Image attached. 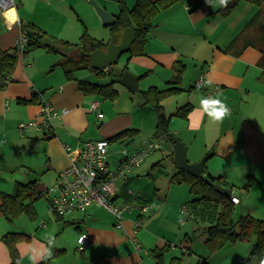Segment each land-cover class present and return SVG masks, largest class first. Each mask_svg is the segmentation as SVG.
<instances>
[{
  "label": "crops",
  "instance_id": "0c3cea01",
  "mask_svg": "<svg viewBox=\"0 0 264 264\" xmlns=\"http://www.w3.org/2000/svg\"><path fill=\"white\" fill-rule=\"evenodd\" d=\"M15 1V8L0 15V48L3 50L16 47L22 34L21 25H33L46 32L45 26L56 16L55 2L72 4L70 0ZM134 1L137 2L131 0L132 3ZM191 1L180 0L153 18V26L147 33L141 55H129L120 68L138 77V89L133 92L118 81L114 85L118 91L114 100L99 92H83L79 80L88 79L77 76V73L76 79H68L64 69L53 76L56 68L52 58L38 62L19 54L11 80L0 90V180H8L6 184L0 182V193L11 194L16 185L34 181L38 188L45 187L47 190L38 171L44 168L42 172L47 173L55 183L59 173L79 156L84 144L90 140L110 139L132 129L133 136L120 139L129 152L141 149L144 140H169L167 136L155 137L158 114L151 104L145 102L143 92L151 87L166 88L175 76L178 62H182L185 65L181 84L184 91L162 101L170 134L184 143L189 162L196 163L206 157L203 176L222 177L232 190L241 186L245 197L244 200L239 197L240 202L234 204L235 209L240 208L242 215L251 214L264 219L263 55L256 47L243 48L246 40L254 34L253 30L247 32L245 26L259 7L247 1L240 4V0L228 15H223L219 0H212L194 10ZM108 11L115 17L118 15L116 11ZM60 40L67 43L65 52L59 50L63 55L60 63L68 57L77 58L84 53L80 49L81 42L75 45ZM50 66L53 67L49 69ZM204 70L207 71V87L201 88L197 83ZM208 92H212L213 99L221 101L230 110L220 120L210 118L201 106V101L208 99ZM44 100L49 101L59 113L53 120V136L47 138L43 131L35 127L21 134V139L16 136V139L26 143L27 148L22 152L42 157L44 165L34 172L25 167L26 163H16L10 167L13 174L2 179L9 172L7 159L15 140L11 136L19 130L17 122L39 119ZM95 101H99V108L93 111L91 105ZM187 105L193 106L188 116H178V110ZM63 109L68 112L62 114ZM99 112L103 113V118L98 117ZM15 116L18 118L12 122ZM150 132L154 136L146 137ZM139 136L141 143L137 145ZM175 140H169L173 148ZM114 142L109 147L111 157L120 150L112 146ZM132 144L134 147H131ZM67 146L70 148L67 149ZM155 154L159 155L149 162L155 161L151 167L145 166L141 171L153 172L159 162L156 163V160L164 157L160 152L151 155ZM171 154L170 150L166 156ZM122 158L121 155L115 161V168ZM108 161L111 167L110 157ZM141 167L135 168L126 179L116 181L114 201L118 205L136 203L153 207L152 211L143 214L142 226L137 232L142 251L138 252L131 242L135 221L139 217L137 209L124 213L122 226L119 227L117 218L103 207L93 205L86 213L75 212L56 218L50 209V202V212H47L38 200L34 204V219L23 214L30 219L34 229H20V220L15 224L23 215L9 222L0 210V264H13L9 247L3 241V236L8 233H25L28 236V239L17 243L20 258L16 264H40L46 259H51V264H157L155 254L160 252V264H249L254 241L248 244L247 241L229 242L221 248H213L205 241V229L216 222L222 210L221 204L195 203L191 207L203 205L214 209V212L210 218H204L200 226L197 217L192 214L195 209L190 208L193 216L188 221L194 224L193 227H188L186 223L181 225L180 208L189 202L182 195L171 202L173 186L163 193L161 187L156 188L155 195L146 190L131 189L133 175L141 176ZM173 169L172 179L175 180V174L180 171L175 169V162ZM151 172L148 174L151 175ZM46 219L49 220L47 223ZM190 231L201 232L202 248L193 245ZM82 233L89 235L90 243L84 251H79L78 238Z\"/></svg>",
  "mask_w": 264,
  "mask_h": 264
},
{
  "label": "trees",
  "instance_id": "16d2710c",
  "mask_svg": "<svg viewBox=\"0 0 264 264\" xmlns=\"http://www.w3.org/2000/svg\"><path fill=\"white\" fill-rule=\"evenodd\" d=\"M180 0H137L132 8H128L124 0H119L121 3V11L116 15L117 22L111 26L112 31L118 33L119 39L127 27H132L136 32V40L131 48L129 55H141L142 47L147 41V33L152 28L153 18L161 11L166 10L173 6ZM212 0H193L190 5H194L193 9L201 5H205ZM253 3L259 7L254 17L246 24L245 30L250 32L254 31L253 36L248 38L243 45V48L253 46L259 49L263 55L262 65L264 67V0H245ZM235 7L228 0L226 7L221 6L220 12L223 15H228ZM191 10V11H192ZM24 30L28 37L27 46L44 47L49 51L55 49L42 39L44 37L41 30L33 25H25ZM40 32H39V31ZM82 47L80 48L84 53L76 57H68L61 63L65 75L68 79H76L75 73L79 70H88L95 73L99 77L111 76V81L107 83L91 82L89 80L80 79V88L85 93L99 92L106 98L114 100L117 96V89L114 85L118 82L125 72L124 69L114 70L111 66L107 70H95L91 67V53L96 49H106L107 45L101 40L94 39L85 33L82 36ZM26 46V48H27ZM29 50H25L24 54ZM19 53L17 48L3 50L0 48V90L3 89L8 81L11 80V75L18 60ZM185 65L178 62L175 67V76L168 82L166 88L151 87L143 92V97L146 103L151 104L158 114V124L155 132V137L160 138L167 136L171 142L175 138L169 132V121L165 118L164 107L162 101L173 96L180 94L184 91L181 87L183 81V74ZM193 109L192 105H187L178 110L177 115L180 117H187L189 112ZM132 129L124 130L115 136L108 139L110 142L117 141L125 138L127 135L133 136ZM175 180L179 183L186 181L190 184V192L195 196L190 201V208L195 209L192 214L197 217V210L195 203H216L222 205V210L218 215L216 222L205 229L206 243L213 248H221L226 243H237L241 241L252 242V250L250 252L249 264H264V219H260L251 214L241 215L238 220L234 219V203L232 196L226 197L216 190L213 184L218 183L224 187L232 188L227 184L222 177L213 175L206 176H192L185 171H178L175 174ZM2 204L0 210L9 222H13L21 215L26 214L32 219L35 218L34 204L38 201L43 194L38 192L37 182H30L28 184H18L11 194L0 193ZM23 239H28L25 233H8L3 236V241L9 247L11 259L13 264L19 261V252L17 250V243ZM157 264L162 262V253L155 254ZM51 259H46L40 264H51ZM206 264V262L204 263Z\"/></svg>",
  "mask_w": 264,
  "mask_h": 264
},
{
  "label": "rangeland",
  "instance_id": "374dc122",
  "mask_svg": "<svg viewBox=\"0 0 264 264\" xmlns=\"http://www.w3.org/2000/svg\"><path fill=\"white\" fill-rule=\"evenodd\" d=\"M70 1L72 2V4L70 5H68V2L62 3V4L55 2L54 8L56 9L57 17L55 16L53 20H49V22L44 28V31L46 32L43 33L44 37L42 39L45 41V43H48L50 46H52L56 51H49V49L44 48V47L40 48V47L32 46L31 48H29L27 46L26 48V50H29V52L26 53V55L29 56L30 59L34 58L38 62H43L44 59H48V58L54 59V66L56 68V71H54L55 73L53 74V76H56L57 74L63 71V67L61 65L63 61H61L60 63V59L63 58V55L60 51L63 50V52H65L64 50L67 49V43H63L60 39H63L64 41H69L70 43L78 45L80 42L82 43L81 37L85 33H88L90 37L97 39V40H104L108 44L114 33L112 31L111 26H104L102 24V21L99 15L97 14L94 6L91 3V0H70ZM94 1H96L101 6L102 5L105 6L107 10L116 11L115 14H119L121 11V3L119 2V0H94ZM244 2L245 0H242L240 4H243ZM131 3H132L131 0H127V2L125 1V4L128 8H132L135 5L134 3L136 2L134 1L132 4ZM46 17L47 15L45 16V18ZM71 18H72V21H71ZM47 19L48 17L45 20ZM128 57H129V53L123 54L122 57L120 58V61L117 64L113 65L112 68L114 70H120V68L124 65ZM51 67L53 66H50L49 69H51ZM76 73H77V76L86 77L91 82L111 81V76L98 77L94 73H91L90 71H86V70H79ZM17 118L18 116H15L12 122H15ZM28 122L29 121H19L17 122L16 126L20 123H28ZM173 127L174 126L171 125V129H174ZM21 134L23 133L18 130L17 134H14L11 136L12 139H15V140L12 146L10 147V157L7 159L8 171L10 173L9 172L6 173L5 176L1 177L2 179L7 177L8 174H13L10 167H13L14 165H16V163H26L24 164L25 167H29L30 170L34 172L36 171L35 169H40L44 165V160L42 157L37 156L33 153L22 152L27 147H26V143L18 140V139L23 138ZM148 135L149 136H146V137L152 138L154 136L152 132H150V134ZM16 136L18 137V139H16ZM27 136L28 135L24 137L26 138ZM160 141L163 145V150L166 151V154H168L171 150L172 152L171 156L167 155L161 158L160 160L159 159L156 160V163L158 161L159 162L156 168L153 170V172H151V170L149 172L141 171V169L144 168L145 166H148L150 168L151 165L155 161L152 163H149V162L157 158L154 156L159 155V154L150 155L141 164L142 165V167L140 168V173H142L141 176H139L138 174L133 175L134 177L130 185L131 189L137 190V191L146 190L147 193H150L151 195H155L154 191L156 188L161 187V191L163 193V191L166 190L169 186H173V191L171 194L170 201L173 202L176 199V197H179L182 195L183 198L186 196V202H189L187 204L190 206L191 204L190 201L193 200V198L195 197L189 191L190 184L186 181H182L181 183H179L177 180L172 179V175L174 173L173 171L174 170L173 169L174 148L171 146L172 144L167 138H161ZM140 143H141V136L137 137L136 139V144L139 145ZM112 146H115L116 148L118 147V149L120 148V150L116 152V155L114 157L113 156L111 157V154H110L111 150L109 148V155H110L109 157L111 159L110 168L114 170L116 169L115 161L121 157L122 151L125 148V143L123 142V140H117L116 142L112 144ZM131 147H134V144H132ZM20 169L22 168H19V170ZM134 170L130 174H132ZM42 171H44V168L38 171L41 182L48 188L52 187L54 184L53 179H51V177H49L47 173H43ZM150 172L152 173L151 175L148 174ZM0 182L2 181L0 180ZM7 182L8 180H5L2 183L6 184ZM243 191L244 190L241 188V186L240 187L237 186L236 188L234 187L233 195L242 197V200H244L245 194L242 193ZM40 201L42 202V206L46 209V211L50 212L49 211V200L46 199L45 196H42L39 199V202ZM213 212H214V209L201 206L199 210H197L198 224L201 226L204 223V218L206 219L210 218ZM241 215L242 213H241L240 208L234 209V219L235 220H238V218ZM50 217L53 218L54 215L52 214ZM19 220H20V226H19L20 229H24V228L34 229L33 228L34 226L32 225L30 219L27 216L23 215V217L18 219V221H16L15 224H18ZM45 221L47 223L49 220L46 219ZM186 224L190 228L193 227L194 225L191 221H188V220L186 221ZM19 231H23V230H19ZM190 235H191V241L193 242V245L196 248H202L204 246L203 238H202L200 231L198 232L190 231ZM246 244H248V242ZM76 253L80 254L77 250H76Z\"/></svg>",
  "mask_w": 264,
  "mask_h": 264
},
{
  "label": "built area",
  "instance_id": "2783aa9c",
  "mask_svg": "<svg viewBox=\"0 0 264 264\" xmlns=\"http://www.w3.org/2000/svg\"><path fill=\"white\" fill-rule=\"evenodd\" d=\"M15 7V0H0V15ZM21 27L22 34L17 41L16 48L18 53L24 56L28 37L26 36L24 25H21ZM206 76L207 71L204 70L197 83L199 87H207ZM207 94L208 100H214L212 92ZM98 108L99 101L93 102L91 109L95 111ZM67 112V109L62 110V114ZM58 115L56 108L49 101L44 100L41 103L40 118L31 120L28 123H20L18 128L24 135L26 131L35 127L43 131L45 137L51 138L54 131L53 120ZM103 116L102 112L98 113L99 118H103ZM110 144L111 142L106 138L87 141L79 156L59 173L53 186L47 188L44 192V196L49 200L50 209L56 218H62L75 212L86 213L90 207L97 205L112 213L117 218L119 227L122 226L123 214L137 209L139 217L135 221L131 242L135 249L140 252L143 248L137 237V232L142 226L141 219L143 214L152 211L153 207L150 204L136 203L118 205L114 201L116 196L115 183L117 180L126 179L135 168L139 167L154 152L160 151L163 156H166V151L163 150V145L159 139L144 140L142 148L138 151L129 152L124 148L121 163L115 170H112L108 161ZM66 148L69 149L70 147L67 146ZM232 202L238 204L240 198L232 195ZM180 213L181 225H184L188 218L193 216L188 204L181 206ZM89 243V235L82 233L78 238V250L84 251L89 246Z\"/></svg>",
  "mask_w": 264,
  "mask_h": 264
},
{
  "label": "water",
  "instance_id": "95a60500",
  "mask_svg": "<svg viewBox=\"0 0 264 264\" xmlns=\"http://www.w3.org/2000/svg\"><path fill=\"white\" fill-rule=\"evenodd\" d=\"M240 0H230L231 4H236ZM97 14L99 15L104 26H113L117 19L115 15L109 12L105 7L99 5L96 1L91 0ZM136 40V32L132 27H127L119 39L118 33L114 32L106 49H96L91 55V67L95 70H106L109 67L117 64L123 54L131 51L132 45ZM124 86L131 91L138 89V77L131 72H124L119 80ZM174 162L175 169L185 171L192 176H202L205 172L206 157L196 163H191L187 157V150L183 142L176 139L174 143ZM214 188L226 197L233 194L231 188L224 187L218 183L213 184ZM46 188H38V192L43 194ZM250 259V257L248 258Z\"/></svg>",
  "mask_w": 264,
  "mask_h": 264
},
{
  "label": "clouds",
  "instance_id": "9594fccd",
  "mask_svg": "<svg viewBox=\"0 0 264 264\" xmlns=\"http://www.w3.org/2000/svg\"><path fill=\"white\" fill-rule=\"evenodd\" d=\"M219 4L226 7L228 4V0H219ZM201 106L208 113L209 117L214 120L222 119L230 111L227 106L219 100L203 99L201 101Z\"/></svg>",
  "mask_w": 264,
  "mask_h": 264
},
{
  "label": "bare ground",
  "instance_id": "6f19581e",
  "mask_svg": "<svg viewBox=\"0 0 264 264\" xmlns=\"http://www.w3.org/2000/svg\"><path fill=\"white\" fill-rule=\"evenodd\" d=\"M11 18V17H10Z\"/></svg>",
  "mask_w": 264,
  "mask_h": 264
}]
</instances>
